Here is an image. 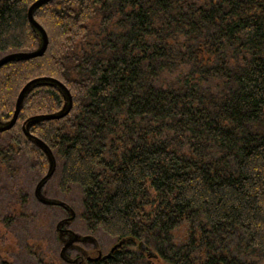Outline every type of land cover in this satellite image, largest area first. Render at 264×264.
Wrapping results in <instances>:
<instances>
[{"label": "trees", "instance_id": "1", "mask_svg": "<svg viewBox=\"0 0 264 264\" xmlns=\"http://www.w3.org/2000/svg\"><path fill=\"white\" fill-rule=\"evenodd\" d=\"M35 1L0 0V57L39 48ZM34 17L49 45L0 68V121L32 79L70 91L66 117L29 130L59 191L81 189L85 229L122 242L88 264H264V0H52ZM64 103L40 84L0 133V219L29 224L37 264L59 263L42 255L25 174L49 160L22 126Z\"/></svg>", "mask_w": 264, "mask_h": 264}, {"label": "rangeland", "instance_id": "2", "mask_svg": "<svg viewBox=\"0 0 264 264\" xmlns=\"http://www.w3.org/2000/svg\"><path fill=\"white\" fill-rule=\"evenodd\" d=\"M30 175L31 173L29 171H27V173L25 174V179L29 183L30 190L29 208L32 213H35L39 217V219L42 217V219H40V225H42L41 227L43 228L44 232L48 233V242L42 249V255L44 256L45 261H54L61 264L62 262H64V260H62L60 257V254L62 253V247L73 236H71L69 232H67L68 234H70L69 237L66 236V234L64 235L63 233H61V241V235L59 234L57 225L61 216L63 215V218H67V216H70V212L65 208H63L65 210H61L60 208L55 209L53 207L41 204L35 198L34 190L36 181L31 182L32 180L30 179ZM47 183L48 185L46 186V189H44V193H42V196H56L57 198H59L57 200L66 202L76 213L75 220L70 225L65 224L61 228L72 230L81 238H85L86 235H91L92 233H89L85 229L83 222L78 217L82 200L81 189L75 186L71 189L69 194L64 195L58 189V177L56 174ZM14 225H16L17 227H15ZM92 235L96 239L97 246L100 247L103 253L106 254L110 252V250L117 242L115 238H112L102 231H99ZM30 237L31 230L29 224L23 223L21 228L18 224H10L9 226H6V224L3 223L0 219V264H37V262H34L33 260H37L36 257L39 255L38 252L31 251L26 245V241H28ZM93 248V244L88 241L75 243L73 245V248L71 247L69 248V250H67V256L70 260H73L79 257V255L84 251L88 253V251H91L90 249Z\"/></svg>", "mask_w": 264, "mask_h": 264}, {"label": "water", "instance_id": "3", "mask_svg": "<svg viewBox=\"0 0 264 264\" xmlns=\"http://www.w3.org/2000/svg\"><path fill=\"white\" fill-rule=\"evenodd\" d=\"M52 0H36L32 5L29 7L28 11V17L30 20L31 25L34 27V29L39 33L40 35V40L41 44L39 48L35 51H20V52H13V53H8L0 57V68L4 66L5 64L11 62V61H16V60H26V59H32V58H37L41 57L45 54L48 45H49V37L46 32V30L43 28V26L35 19L34 13L35 11L43 6L44 4H47ZM40 84H50V85H55L57 86L63 93L65 103L63 108L56 112V113H51V114H40V115H34L30 118H28L22 126L23 132L26 135L28 139L33 141L36 145H38L47 155L48 160H49V168L47 173L37 182L34 190L35 196L38 198L41 203L47 204V205H54V206H59L65 208L67 211L70 212V216L61 220L58 225L57 229L59 231V234L62 235L61 233H67L69 232L73 237L70 238V240L64 245L62 249V255L66 252L67 248L70 247L74 242H77L79 240H83V238L79 237L77 234H75L72 230L69 229H63L61 228L65 224L70 225L76 218V213L75 211L64 201L57 200V199H48L42 196V188L47 184V182L54 176L56 170H57V161L55 158V155L51 148L41 139L38 137L32 135L30 133V126L34 123H38L43 120H56V119H61L66 117L72 107H73V98L70 93V91L67 89V87L61 83L59 80L51 77H39L32 79L28 83L24 85L22 90L20 91L18 95V99L16 102L15 110L14 113L11 117V119L7 122H1L0 121V133L6 132L11 130L14 125L16 124L18 120V116L20 114L21 106L23 103L24 98L28 94V92L40 85ZM122 245V242L116 244L104 258H108L111 256V253L114 252V250L118 249ZM102 255V253H100ZM153 252H149V257H156ZM73 262V261H70ZM75 262V261H74Z\"/></svg>", "mask_w": 264, "mask_h": 264}, {"label": "flooded vegetation", "instance_id": "4", "mask_svg": "<svg viewBox=\"0 0 264 264\" xmlns=\"http://www.w3.org/2000/svg\"><path fill=\"white\" fill-rule=\"evenodd\" d=\"M44 176V175H43ZM42 176V177H43ZM41 177V178H42ZM40 178V179H41ZM40 179H38V181L40 180ZM37 181V182H38ZM37 182H36V184H37ZM48 185V183L42 188V193H44V189H46V186ZM35 195V194H34ZM45 198H48V199H59V198H57L56 196H51V197H46V196H44ZM35 198L36 199H38L36 196H35ZM24 199V198H23ZM28 199H30V196H29V198ZM39 201V200H38ZM40 202V201H39ZM41 203V202H40ZM41 204H43V203H41ZM43 205H45V206H49V207H53V208H55V209H58V208H60L61 210L63 209V207H59V206H54V205H47V204H43ZM68 217V216H67ZM64 218H66V217H64ZM63 219V215L61 216V218H60V220H62ZM66 234V236H70V234H68V233H64V235ZM72 236V235H71ZM59 238H60V236H59ZM83 238V237H82ZM60 240L62 241V235H61V238H60ZM84 241H88V242H91L92 244H93V249H90L91 251H88V253L87 252H83V253H81L80 255H79V257H77V258H75V259H73V260H70L69 259V257L67 256V250H69V248H73V245L75 244V243H81V242H84ZM74 244H72L70 247H68L67 248V250H66V252L62 255V254H60V257H61V259L62 260H64V261H66V262H69V263H73V264H88L89 262H95V261H100V260H105L106 258H104V256H106L107 254L106 253H103V251L100 249V247H98L97 246V242H96V239L93 237V235L91 234V235H86V237L85 238H83V240L81 239L80 241H77V242H74ZM116 244H118V241L115 243V245ZM114 245V246H115ZM64 247V246H63ZM63 247H62V249H63ZM111 251V250H110ZM100 253H102V255L100 254ZM70 261H73V262H70ZM75 261V262H74Z\"/></svg>", "mask_w": 264, "mask_h": 264}]
</instances>
